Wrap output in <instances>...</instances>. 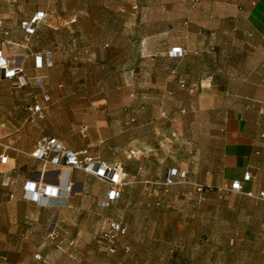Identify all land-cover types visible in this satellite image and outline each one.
I'll list each match as a JSON object with an SVG mask.
<instances>
[{
	"label": "rangeland",
	"instance_id": "obj_1",
	"mask_svg": "<svg viewBox=\"0 0 264 264\" xmlns=\"http://www.w3.org/2000/svg\"><path fill=\"white\" fill-rule=\"evenodd\" d=\"M200 1L0 0V48L10 60L19 63L20 57L58 50L63 67H67L48 77L51 84H55L56 77L66 95L55 117L52 116L54 111L49 115L48 105L43 118L32 115L28 110V93L13 94L9 84L0 80V120L3 121L0 153L16 160L14 169L3 167L0 178V254L4 257L1 263H8L5 254L10 253L18 258L33 255L32 258L44 261L43 264H264V215L259 214L248 196L239 197L240 213L234 215L239 223L231 220L216 223L210 225L209 233L202 232L206 231L207 223L197 224L195 235L186 237L182 232H170L166 225L158 227L156 222L174 214L183 218L188 214L183 201L188 206H198L205 198L196 186L193 191L198 193L197 197L192 190L184 194L170 193L176 180L168 184L163 179L166 168L171 166L167 152L169 139L183 137L191 141L192 146H199L211 130V114L199 109L198 93H188L186 89L208 72L223 75L224 68H229L226 59L231 50L216 49L213 44L207 47L204 33L190 29ZM36 11H42L44 16L34 24L35 31L26 35L20 29L21 22L31 19ZM179 43L186 45L189 65L183 67L177 61L171 67L160 53L168 55L169 46ZM169 67L174 68L170 76L167 75ZM179 72H185L184 81L178 79ZM180 82L185 87H180ZM237 82L230 78L225 80L227 85ZM116 87L131 90L132 101L123 104L113 93L111 101L105 102V92ZM90 100H96L101 110L110 102L122 130L126 125L144 122L140 135L152 139L160 149V157L151 160L152 170L133 177L129 183L135 186L127 193L128 199L140 201L141 209L136 215L134 209H128L132 220L124 226L126 233L119 237L114 253L106 252L96 240L109 221L123 222L126 211L123 203L114 202L110 208L98 209L91 202L103 189L110 188V182L88 174L82 183L74 182L71 193L42 209L25 203L21 196L27 180L36 177L42 169H49L48 164L45 166L30 156L32 145L49 134V127H55L64 139L76 141L77 132L71 130L69 111L77 106L85 107ZM123 113L128 114L124 122ZM76 116L79 118L75 119L76 123L87 122L88 113ZM78 135L82 138L80 133ZM84 144L88 141H83ZM90 146L101 157H114L116 154H113L121 150L117 145L107 147L104 141ZM122 162L125 169L137 167L131 159ZM114 179L125 182L121 169H117ZM257 179L264 187V172ZM73 194H76L75 202L71 203ZM226 199L237 200L233 196ZM134 215L139 222L134 221ZM224 215L230 218L231 212ZM235 226L253 227L254 237L240 240L237 246L232 236ZM137 230L141 236L135 239ZM155 231H158L157 238L152 240L151 233L154 235ZM136 242L142 250L153 246L154 253L142 251L140 256L127 257V263H123L125 260L116 256L118 249L126 247L130 251ZM175 250L177 254L170 256Z\"/></svg>",
	"mask_w": 264,
	"mask_h": 264
},
{
	"label": "crops",
	"instance_id": "obj_2",
	"mask_svg": "<svg viewBox=\"0 0 264 264\" xmlns=\"http://www.w3.org/2000/svg\"><path fill=\"white\" fill-rule=\"evenodd\" d=\"M194 12L193 23L190 24V29H196L204 33L207 47L209 44H213L217 46L216 49H227L231 50V52L228 55L229 58L227 57L226 59L229 68H224L223 75L217 74L214 71L208 72L207 75H203L193 84V88L189 87L186 89L188 93L197 92L200 98L199 109L201 111H208L211 114V118H209L210 133L205 135L199 146H192L191 141H187L183 137L169 139V143L167 144L171 166L166 168L163 179L172 168H176L179 172H185L184 177H175L176 183L170 187V193L180 192V194H184L191 190L193 191L194 186L200 185L205 197L202 198L204 200L198 206H188L187 202L183 201L188 210V214L183 218L174 214L173 216L169 215L166 219L163 218L162 220L164 221L162 222L156 219L158 227L160 224L166 225L170 232H182L186 237L195 235L196 225L200 223L204 225L207 223L205 225L207 227L206 231L203 230L202 232H207L210 229V225L223 223V221L227 220H231L232 223L235 221L239 223L238 217H234V215L238 216L240 213V202L238 200L242 195L250 197L248 200L251 204L256 206L261 216L264 215V202H259L256 199L258 194L264 191V187L259 184V180L257 179L264 172V139L259 138V133L264 131V0H201L197 10H194ZM20 29L25 32L21 25ZM176 46L186 48V45L181 43L172 44L169 48L171 49ZM35 54L42 56L43 66L41 68L35 67ZM48 54H50V60H47ZM160 54L171 67H174L177 61H180L183 67L189 65L188 53H185L181 58L169 57L166 52ZM4 55L8 57L5 53ZM92 55L94 58L95 53L92 52ZM60 57L61 53L55 50L52 52L41 51L33 53L30 56L20 57L17 60V62L21 63L25 73L29 77L37 75L44 77L43 92L48 93L50 96V100L45 104L50 108L48 111L49 115L54 111V115L52 114L54 117L59 114V110L62 108V99L66 97L62 89L63 85L56 77H54L55 84H51L48 81V77H52L53 73L67 69V67H63ZM173 69L169 67L168 76H170V73H174ZM108 73L110 72L108 71ZM186 77L185 72L178 73L179 80L184 81ZM227 78L238 82L233 85H227L225 83ZM169 88L170 90L173 89L171 83L169 84ZM11 91L14 92L13 94L26 91L29 96L28 105L41 100V93L34 87L33 80L28 86L20 90ZM116 91H119V93ZM105 93H107L105 95L107 101L105 102L111 101L110 97L113 93L118 96V100L123 104H128L132 101L130 96L132 93L128 89L119 90L116 87V89H109ZM77 95H79L78 92ZM137 95L143 96L144 94L137 93ZM225 97L229 98L225 99ZM96 102V100H90V103L85 107L77 106L71 108V111H69L72 115L69 119L72 121L71 130L75 133L77 132L76 141L64 139L61 132L55 127H49V134L47 135L57 137L76 151L86 150L88 154L105 164H120L121 174L125 182L124 185L117 187L120 196L114 202L123 203V208L126 211L123 214V222H119L123 226H127L129 219L130 221L132 220L128 209H134L135 215L141 209L140 201L128 199L127 193L130 188L135 186L129 183L133 177L144 175L150 169L152 170L154 163L151 160H156L157 157H160V149L152 139H145L140 135L141 127L145 124L144 122L140 123L138 121L137 124H132L129 127L126 125L122 130L117 125L115 107L109 102L107 108L101 110L97 108ZM77 113H88L87 122L83 124L76 123L75 119H79L76 116ZM127 115L123 113V122L127 119ZM2 122L0 120V135L2 132ZM79 133L82 135V138L78 135ZM83 141H88V144L83 145ZM103 141L107 147L119 146L121 149L119 154L112 153L116 155L114 157H101L96 152H93L90 144H101ZM33 146L34 144L30 150L33 149ZM6 155L8 156L7 162L0 164V172H3V167L5 166L8 170L15 168V158L8 154ZM130 159L132 163L137 164V167L125 169L122 161L125 162ZM35 161L40 162L39 160ZM144 162H148L150 166H145ZM51 168L53 166L49 165V169ZM69 170L72 182L82 183V179L88 175L82 170ZM246 171H250L253 178L243 181L242 191H229L230 183L235 179L242 181ZM107 190L108 188L103 189L94 201H91L95 208L107 209L106 207H100L98 204L100 200L106 199ZM193 193L197 197L198 193H195V191ZM247 193H251L252 196H249ZM75 196L76 194L72 195L71 203L75 202ZM229 196H233L237 200L234 201L233 199L229 202L226 199ZM55 200L53 199L51 204L55 203ZM24 202L32 204L38 209L43 208L27 200H24ZM228 212H231L230 218L224 215L228 214ZM134 221L139 222L138 216H135ZM253 229V227L245 226L240 228V226H235L232 236L237 241L236 245L239 246V242L242 239L248 240L254 237ZM153 232L151 233V239L155 240L158 231H155L154 235ZM135 236H137L135 237L137 239L141 236V233L138 231L135 233ZM124 248L118 249L116 254V256L120 257L119 259L123 258V261L125 260L123 263H127L126 260L129 258L140 256L139 254L142 251L144 254L154 253L153 246L142 250L141 247H138L137 242L132 245L130 251H127L126 247ZM176 254L177 251L175 250L170 256ZM5 255L8 258V260L6 259L8 263L0 262V264H43L44 262L35 259V257L32 258L33 255L29 258L28 256H19L18 258L16 255H11L10 253H6Z\"/></svg>",
	"mask_w": 264,
	"mask_h": 264
},
{
	"label": "built area",
	"instance_id": "obj_3",
	"mask_svg": "<svg viewBox=\"0 0 264 264\" xmlns=\"http://www.w3.org/2000/svg\"><path fill=\"white\" fill-rule=\"evenodd\" d=\"M44 13L37 11L31 19L21 22V26L26 35H30L35 31L34 24H36ZM2 21L0 20V26ZM185 54V49L176 46L168 51L170 57H181ZM47 60H50V54L47 55ZM34 64L36 68L43 66L42 56L39 54L34 55ZM0 80L6 81L9 84L11 90H20L34 81V87L41 93V100L29 105L28 110L32 115L43 118L47 112V103L50 100L48 93L44 91V77L37 75L35 77H29L22 65L16 64L11 61L9 57L3 54L0 48ZM180 86H184L183 82H180ZM134 118H131L133 121ZM1 127V125H0ZM259 138L264 139V131L259 133ZM30 156L43 162L46 166L52 165V169H42L36 173V177L27 180L23 184L22 198L24 200L33 202L39 207H50L53 199L62 197V195L71 193L74 190L75 183L70 180V170L78 169L87 174L97 177L103 181L110 182L111 186L107 190L106 199L98 202L100 207H109L120 196V192L117 189L118 186L124 184L114 179L115 172L120 169V164L115 163L110 167L104 162L97 160L92 155L88 154L86 150L76 151L55 136H41L35 142ZM8 156L2 152L0 153V164L7 162ZM2 172H0L1 178ZM38 174V175H37ZM185 172H179L176 168L169 170L165 177V183H173L175 177H184ZM253 178L250 171H246L243 175V180L235 179L230 183L229 191L239 192L242 191L243 181H247ZM196 190L202 194V187L196 186ZM252 196L251 193H247ZM257 200L264 201V191H261L256 197ZM126 233V228L117 221H109L108 226L103 230L98 238V243L102 244L108 253H114L117 249V241L120 236ZM36 258H40L37 254ZM4 259L0 254V261Z\"/></svg>",
	"mask_w": 264,
	"mask_h": 264
},
{
	"label": "trees",
	"instance_id": "obj_4",
	"mask_svg": "<svg viewBox=\"0 0 264 264\" xmlns=\"http://www.w3.org/2000/svg\"><path fill=\"white\" fill-rule=\"evenodd\" d=\"M170 57V56H169ZM183 87V86H182ZM97 241V240H96ZM97 243H98V241H97ZM100 244V243H99ZM102 245V244H101ZM103 246V245H102ZM103 248H104V246H103ZM104 250H105V248H104ZM106 251V250H105ZM107 252V251H106Z\"/></svg>",
	"mask_w": 264,
	"mask_h": 264
}]
</instances>
